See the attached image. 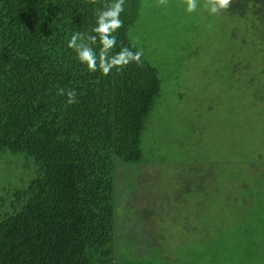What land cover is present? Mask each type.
I'll return each mask as SVG.
<instances>
[{"label":"trees","instance_id":"16d2710c","mask_svg":"<svg viewBox=\"0 0 264 264\" xmlns=\"http://www.w3.org/2000/svg\"><path fill=\"white\" fill-rule=\"evenodd\" d=\"M112 2L0 0V161L14 160L21 165L16 176L28 175L22 187L7 190L10 203L0 211V264H202L206 256L220 259L217 245L226 229L217 236L216 218L208 212L228 207L235 193L217 180L219 169L197 160L157 198L173 216L179 209L186 225L192 207L187 200H192L197 214L184 235L195 237V227L202 225L213 229L214 236L205 238L212 244L198 249L170 244L167 251L162 243L172 233L166 236L167 228L153 223V213L135 228L139 240L125 242L123 234L133 228L127 219L139 221L142 195L153 184L137 167L151 164L142 137L161 81L143 56L141 66L131 63L105 76L89 72L68 47L75 32L94 35L96 10ZM142 2L125 0L123 27L114 33L117 43L109 55L134 44L129 30ZM222 12L250 20L264 38V0H232ZM91 47L98 54L101 46L97 41ZM58 88L74 89L76 103L57 95ZM260 176L245 179L239 194L260 188ZM135 198L141 201L138 208ZM122 216L127 225L118 224ZM167 254L166 263L159 261Z\"/></svg>","mask_w":264,"mask_h":264},{"label":"rangeland","instance_id":"374dc122","mask_svg":"<svg viewBox=\"0 0 264 264\" xmlns=\"http://www.w3.org/2000/svg\"><path fill=\"white\" fill-rule=\"evenodd\" d=\"M198 4L188 13L185 0H167L166 5L143 0L138 21L129 30L137 49L157 69L161 92L142 137L145 160L151 164L137 167L148 173L152 188L144 191L139 208L141 201L135 198L139 221L128 218L133 228L123 236L125 242L138 241L142 217L153 213V223L167 228L166 236L178 234L162 243L167 251L170 244L197 249L212 244L205 238L214 236L213 229L202 225L195 227V237L184 235L197 214L192 200H187L192 206L185 217L187 226L179 209L173 216L157 198L197 160L219 169L217 180L235 193L228 207L208 212L216 218L217 236L226 231L216 244L220 259L206 256L202 264H264V38L250 20L223 12L213 15L203 7L204 0ZM20 166L14 160L0 161V211L9 206L7 190L22 187L28 176H16ZM10 170L14 173L6 172ZM257 175L263 177L262 186L239 194L242 182ZM118 221L127 225L123 216ZM164 257L159 261L166 263L168 254Z\"/></svg>","mask_w":264,"mask_h":264},{"label":"clouds","instance_id":"9594fccd","mask_svg":"<svg viewBox=\"0 0 264 264\" xmlns=\"http://www.w3.org/2000/svg\"><path fill=\"white\" fill-rule=\"evenodd\" d=\"M159 5H166L167 0H158ZM186 11L195 12L199 6L198 0H185ZM232 0H204L203 7L216 15L226 11L231 6ZM125 0H113L112 3L106 4L103 9L95 12L96 22L92 28L94 35H85L80 32L72 34L68 41V47L76 53V58L80 63L86 65L89 72L100 71L107 76L115 68L118 72L124 70L131 63L137 66L142 65L143 50L133 51L135 44L129 47H122L115 54L109 55L110 51L116 47L117 38L114 33L123 27V21L120 18L124 12ZM99 41L100 49L97 54L91 47L92 44ZM57 95L67 96V103H76L77 93L74 89L58 88Z\"/></svg>","mask_w":264,"mask_h":264}]
</instances>
